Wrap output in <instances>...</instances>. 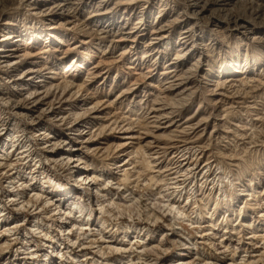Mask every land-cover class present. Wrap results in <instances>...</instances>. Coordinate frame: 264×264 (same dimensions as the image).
<instances>
[{
  "label": "bare ground",
  "instance_id": "6f19581e",
  "mask_svg": "<svg viewBox=\"0 0 264 264\" xmlns=\"http://www.w3.org/2000/svg\"><path fill=\"white\" fill-rule=\"evenodd\" d=\"M112 1L0 0V182L5 190L2 197L0 194V254L5 251L9 254L16 248L13 250L18 261L16 263L14 260L15 264H160V254L154 262L144 257L148 253L147 249H158L167 256L173 244L176 246L181 243L183 247L171 255L167 264L264 262V218L260 220L261 225L243 222V226L252 229L246 233L244 239L247 241H244L242 235L239 240H229L231 236L226 237L224 234L221 238L217 237L216 232L212 231L217 229L215 218L211 214H201L200 219L209 217L212 221L200 224L202 229L197 236L205 239L216 250V254L200 251L197 240L189 245L181 242L180 238L189 237L190 233L178 227L180 219L186 215L183 206L178 203L180 197L165 198L167 203L161 205L162 216L153 207L147 209L145 219L152 220V223H161L165 221L164 218L171 217L165 222L167 232L160 230L156 245L153 243L150 246V243L155 241L154 234H158V231L140 227L134 219H130L131 223L123 224L120 208L130 210L141 200L130 188V185L138 184L141 176V172L133 165L134 157L131 155L144 146L139 144L142 138L135 128L139 126L137 121H133L136 118H129L130 121L124 123L118 116L121 110L116 111L112 107L115 101L137 92L140 82L152 77L156 64L164 63L162 80H157L158 84L149 82V86H155L158 90L153 92L152 89L148 96L144 94L146 99L142 97L139 102H134L136 105L141 104L145 118L153 119L150 121L155 130L145 148L152 151L149 166L153 171L151 177H156L161 164L158 155L165 152L166 148L158 140L171 136L173 139L176 133H187L196 127L189 124L176 126L173 107L167 105L191 101L199 87L195 80L200 70L198 63L202 62L204 53L209 49L203 43L205 35L202 25H210L212 31L221 34L234 26L237 31L246 30L243 32L249 39H259V42L264 43L263 37L253 33V26L263 25L264 18L233 15L230 8L238 2H247L261 9L263 1ZM82 10L88 11L84 19L80 17ZM153 12H156L154 19ZM4 13L8 16L2 22ZM21 16L22 21L19 19ZM134 16L136 22L128 28V21ZM27 22L33 29L26 25ZM187 22L189 24L186 25ZM149 25L152 28L148 34L144 30ZM174 27L180 29L175 38L171 33ZM61 28L66 30L63 32ZM75 37L80 38V46L96 44L99 47L101 55L98 61L87 70L88 54H77L71 60L66 59V46ZM106 40L109 44L101 49V44ZM124 43H127V48L116 55V47ZM40 44H44V47H40ZM175 46H178L177 52L171 60L169 52ZM50 50H54L55 54H49ZM197 50V58L185 66ZM235 51L236 57L229 59L217 72L210 67L206 69L209 73L201 75L205 80L214 81L209 82L212 83L209 86L213 87L208 89L218 92L221 97L225 96L228 89H257L264 85V70L257 76L245 74L252 64L256 67L259 59L256 52L248 49L243 52L240 46ZM138 52L143 53L141 57ZM126 53L132 61L127 65L128 75L133 76L129 87L112 100L85 89L95 77L108 73V69L99 72V67L120 63ZM155 53L157 55L152 63ZM147 63L146 69L140 71V66ZM241 72L244 74L238 76ZM82 76L83 80L76 81ZM120 78L122 76L116 73L113 80ZM131 111L136 113V107L131 108ZM122 156L126 157L118 161ZM179 157L172 168L171 174L174 176L169 180L180 181V177L199 173L202 179L205 178L204 171L209 167L207 163L200 167L197 158L193 160L187 154ZM66 169L69 173L64 175L63 180L58 174H63ZM112 169L115 171H110ZM113 191H116L114 195ZM244 195H249L247 200L264 199L263 191L250 189ZM224 198L231 202L222 206L227 213L234 204V197L225 194ZM260 215L264 217V210ZM227 216L220 224L227 222ZM238 223L233 226L237 227ZM233 230L236 233V228ZM167 239L169 244L172 243L171 246ZM18 243L21 245L16 247ZM8 263L10 261L5 264Z\"/></svg>",
  "mask_w": 264,
  "mask_h": 264
},
{
  "label": "rangeland",
  "instance_id": "374dc122",
  "mask_svg": "<svg viewBox=\"0 0 264 264\" xmlns=\"http://www.w3.org/2000/svg\"><path fill=\"white\" fill-rule=\"evenodd\" d=\"M114 1H112V3ZM157 1L159 0H154V2ZM260 1L258 2L262 3L263 1L262 4H264V0H260ZM263 6L261 5L262 8L257 9L256 8L257 5L251 6L247 2L246 3L238 2L235 5L230 6V8L233 11V12L231 11L233 15L236 13L239 15L241 14L247 16L248 18L253 17V19H257L258 16L264 18ZM258 10L261 11L259 12ZM7 13L6 14L4 13L2 17V22L7 19L8 16ZM87 13H88L87 10L86 11L82 10V12L80 13L81 14L80 17L84 19L87 16ZM155 15L156 12H153L152 19H154ZM19 19H21L20 21H22L23 20L22 16L21 18L19 17ZM136 19L137 18L134 16L128 21V28H131V26L134 25ZM187 24L189 23L187 22L186 25ZM26 25L29 28L33 29L32 28L33 26L30 25L29 22H27ZM202 27L205 35V41L203 43H206L209 49L207 53H204L202 57L203 59L202 62L198 63L200 66L199 68L200 70L195 80L197 82L196 84L199 85V87L196 89V92L191 101H188L187 103L184 104L174 103V106H172L171 103L169 104L170 106L167 105V107H171V108L173 107L172 109L174 110L175 120L177 122L176 126L179 124L181 125L183 124V126L186 125L188 126L189 124V125H196V127L194 126V129L191 128L192 130L190 129V131H187L188 134L183 133L184 134L183 135L182 133L179 132L180 134L176 133V136H174L175 138L173 139L171 136L167 138L163 137L164 139L160 138L158 140L160 143H163L166 146V148L164 149L165 152H162L158 155L159 157H161L159 159V162H161V164L159 167L160 173L156 177L154 178L151 177L153 175V171L149 166L150 161H152V156H151L152 151L149 150L148 147L145 148V146L148 144L147 141L151 139L149 137L153 134V131L155 130V127H152L153 123H151L153 119L150 118L151 120L150 121L149 118H145L143 116L145 115L144 114L145 111H143L140 108L141 104L136 105L135 103L137 101L139 102V99L142 97L146 99L147 97L144 96V94L147 93L148 96V93L152 91V89H154L153 92L158 90L155 86H149V82L153 81L154 84H158L159 81L157 80H162L161 78L163 77L162 71L164 70L163 67L164 63L162 64V62H159L158 64H156L154 71H152L151 73L152 77L150 78L148 77L149 79L147 78L146 80L140 82L139 84L140 88L138 89L137 92L135 91L134 94L133 93L128 94L126 95V97H123V99L121 98L120 100L115 101L114 103L115 105L113 104L112 107H114L116 111L118 109L121 110V111L118 110L119 112L122 113V114L119 113L118 116H119V120H123L124 123L129 122L130 121L129 118H136L133 121L135 122L137 121V124L139 126L135 128L136 130H139L140 132L139 135L142 138L139 144L144 146L143 147L144 150L142 148L138 149L135 152V154L133 153L131 155L132 157L135 158V159L132 158L134 162L133 165H135L138 171L141 172L140 173L141 176L139 177L138 184L134 183L130 185V188L134 190L135 195L137 197H140L141 200L138 202L139 204L132 206L130 210L128 209L125 210L122 207L120 208V210L122 211H119L120 212L119 214L122 216L121 220L123 224H126V222L131 223L130 219H134L135 222L140 227H146L151 230L154 229L153 230L154 232L158 231V234L157 232L154 234L156 237L155 241H153L152 244L150 243V246L153 245V243L154 245H156L158 243L157 239L160 236L159 233L161 232L160 230H164L167 232V230L165 229L166 228L165 222L169 220V218L171 217L164 218L165 221H161V223L160 222L152 223L151 222L152 220L145 219L147 218V209L149 208V206L153 207L152 209L159 216L160 215L162 216L161 210H163V207L161 205L167 203V201H165V198H167L168 196H172L173 198L178 199L180 197V201L178 203H180L184 207V208L182 207V210L183 213H185L186 215L182 216V218L180 219L181 222L178 225V227H183L184 228L183 231H185V233L188 232L190 233L189 235L190 238L187 236L180 238L181 242L182 243L184 242L185 244L189 245V243L196 242L197 240L200 251L201 250H204V252L212 251L211 253L216 254V250L212 246L207 244V241L205 239H201L197 236L199 234L198 231L202 229L200 227V224L203 225V224H207L208 221H212V219L211 220L208 219L209 217L205 219H200L201 214L207 216L211 214L210 216H213L215 218L216 221L214 223L217 222L215 227L217 229H213L212 231H214V233L216 232V234L218 235L217 237H220L224 234L223 236L226 237L231 236L229 240H231V238L234 240L235 239L239 240L242 235L243 236L242 240L244 241H247L246 239H244L247 235L246 233L251 232L252 229L243 226V222H248L249 224H253V225H261L260 220L264 218L260 215L262 210H264V199L259 198V200L257 201L247 200L249 195H244L245 192L250 189H253L254 191H258V192L259 191L264 192V85L259 86L257 89L256 88L251 89L250 87L237 88L238 90L228 89L227 92L225 93V96L221 97L219 94H217L218 92L214 93L213 91H210L208 89V87L210 89L213 87V85H211V87L209 86V84H212L209 82H214V81L205 80L201 77V75H204V73H209L210 71H206V69L210 67L213 68L212 69L213 71L215 70L217 72V70L222 65H226V63H228L231 60V58L233 59V57L234 58L236 57L234 56L236 54L235 48L237 46H240L243 52H245V50L248 49L251 52H256V54L258 55L259 59L257 60L256 67L253 66L254 64H252L250 70L247 73H245V74L257 76L258 73H261L262 70H264V43L263 41L262 42L260 41L261 42L260 43L259 39H257L256 41L249 39V36L245 35L244 33L246 32V30L237 31L235 30L234 26H231L232 28H229L226 31L222 32L224 34H221L220 32L217 33L216 31H212L211 28L213 27H211L210 25H202ZM253 27H254L253 33H257L256 34L257 36L264 38V24L263 25L256 24ZM151 28L152 26L149 25L148 28L144 30V32L149 34ZM65 30H66L65 28L63 29L61 28V31L64 32ZM179 30L180 29L178 27H174L172 29L171 33L174 36V38L178 35ZM198 33H200V31ZM208 38H210V41L208 40ZM213 38H215V40H211ZM43 40L47 41V39H43ZM43 40L40 42H43ZM79 40L80 38L75 37L73 40H71L70 43L68 42L69 44L68 46H66L68 47L66 48L67 50L66 59L71 60L77 54H85V55L88 54L90 59L86 61V70H87L94 63L98 61V58L101 55V53L98 50L99 48L98 45L86 44L80 46ZM107 44H109L108 40H106L104 44H101V49L105 48ZM33 45L35 46L34 43ZM39 46L44 47V44L43 45L40 44ZM127 46H128L127 43H124L121 46L116 47V51H117L116 55H118L122 49L127 48ZM177 47L178 46H175L174 49H171V51L169 52V58L171 60H173L172 58H174L177 52ZM57 52L58 51H56V53ZM53 53L55 54L54 50H52L49 54H53ZM138 53H139V57H141L143 54L142 52H138ZM198 54L199 53L197 50L187 60V64L185 66L190 65V63L195 58H197ZM156 55L157 54L155 53L151 61L152 63ZM123 56L124 57L122 58V61L120 63H115L108 66L103 65L99 67L98 69L99 72L108 69V73L103 75L101 74L100 76L95 77L93 83L91 84L87 83L85 89L92 91L94 95L98 94L99 97H103V98L107 97L108 99L112 100L119 92L129 87L133 76L128 75L127 72L129 70L127 68V65H129L132 61L131 59H129L127 53L124 54ZM243 59L244 57L241 58V60ZM147 66L148 63L143 66H140V68H142V70L140 69V71H144ZM252 69H255V71ZM116 73H119L120 76H122V78H120L119 80L118 79L113 80L114 74ZM243 74L244 73L241 72L239 73L238 76H241ZM262 77L264 78V71L262 73ZM82 78L84 79V77L82 76L76 81ZM100 83L102 84L100 85ZM252 84L255 83L253 82ZM246 91H250V92L247 93ZM135 107H136V113L131 111V108H135ZM138 121L140 123H138ZM147 130H149V132ZM117 135H121V134L117 133ZM185 135L187 138L185 137ZM147 136L148 138L146 139ZM171 139L174 141H171ZM109 140H111V137L109 138ZM183 149L185 150L183 151L184 153L182 152ZM181 154H187L188 157H191L193 160L194 159L196 160L197 158V162L200 167H202L203 164L206 163L209 165V167L207 168L209 171L207 169H205L204 171V173L206 172L205 173L206 176L204 179L201 178L202 174L200 175V173L196 175L193 174L194 176L190 174L189 176L187 175L184 177H180V179H182L180 181H176L174 179L171 180L168 179L174 176L171 174L172 168L175 166V161ZM125 157L126 156H122L120 159H118V161L122 160ZM64 171L65 172H62L63 174L60 173L58 174L63 180H65L64 175H67L69 173V170L67 169ZM110 171L113 172L115 170L112 169ZM164 178L167 180H165ZM71 182L72 181L70 179L69 183ZM166 183L168 185L171 184L172 188L171 185L168 186ZM1 184L2 182H0V194L2 197L4 195L5 190L3 184L2 185ZM174 185L175 186L178 185V186L175 187ZM164 189H166L167 191ZM115 193L116 191H113V195ZM157 193L158 196H156ZM225 194L232 195V197L235 198V200L233 198L232 201V203L234 204L229 208L230 210L227 213L224 207L222 206L224 204H228L231 202L227 198H224ZM173 201L175 200L173 199ZM150 202L153 205L156 204V206H153ZM255 202H257V205H254ZM214 207L215 209H213ZM140 210L141 212L142 211L143 212L142 213L139 212ZM158 210H160V212ZM126 211L128 214H126ZM136 212L140 213V215L137 214ZM129 215L132 216L133 218L130 217ZM226 216L228 217L227 218L228 220L227 222H225V224L228 223V225L225 226L224 223L220 224V222L221 220H223L224 217L226 218ZM237 223H238L237 227H234L233 225ZM205 228L207 229V227ZM233 228H236L235 231L236 233H233L234 231ZM167 242L169 244L168 239ZM18 245L20 246L21 244L19 243L16 244V247H18ZM171 245L172 243L169 244V246ZM181 247H183L181 243H178V245L176 246L173 244L170 249L171 253L168 252L167 256L165 253H162V251H159L158 249L154 250L153 248H150L147 249L148 253L146 252L147 254L144 257L146 259L148 258L147 260H149L150 262L151 261L154 262V260L155 261L158 260L157 256L158 254H160L159 255V257H161L160 264H167L171 258V255H173L174 252ZM13 250L15 251L16 248L12 249V251L9 254L5 253L6 251L2 253L3 255L0 254V264H5L6 261L8 262L10 261V263L8 264H12V263L15 264V262L16 263L18 262L17 260H15L17 255L13 254L14 253ZM140 264H144V263H140ZM260 264H264V262H261Z\"/></svg>",
  "mask_w": 264,
  "mask_h": 264
}]
</instances>
